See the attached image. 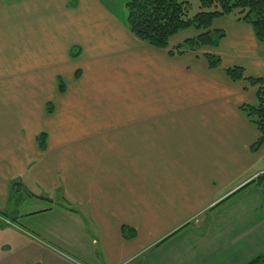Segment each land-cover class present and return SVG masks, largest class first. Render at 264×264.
I'll return each instance as SVG.
<instances>
[{
	"label": "crops",
	"instance_id": "crops-1",
	"mask_svg": "<svg viewBox=\"0 0 264 264\" xmlns=\"http://www.w3.org/2000/svg\"><path fill=\"white\" fill-rule=\"evenodd\" d=\"M43 2L60 11L64 24L81 25L84 19L85 38L74 41L69 53L77 46L91 50L96 57L88 69L98 72L78 80L84 84L80 94L115 102L111 111L104 107L102 118L110 111L116 124L92 125L79 144L66 146L51 145L46 128L31 131L32 139L25 123L0 120V264H244L263 253L264 197L255 195L254 203L242 193L231 198L264 176V170L246 174L264 160V145L252 151L259 132L239 108L256 101V87L230 80L204 57L231 36L216 23L227 17L214 22L213 28L226 32L217 47L170 55L183 41L168 49L152 47L99 0ZM244 26L234 23L237 41L228 54L236 65L258 73L264 68V41L252 25ZM108 59L121 60L112 69L125 71L120 77L125 83L111 92L105 86L119 79L115 74L113 81L102 79L101 63ZM67 87L65 82L59 93ZM17 131L27 136L24 146L13 143ZM42 131L48 135L46 150L37 142ZM18 177L53 192L61 187L56 194L67 197L68 206L29 203L26 212L19 199L12 207ZM44 196L53 202L52 195ZM214 208L213 217L202 218Z\"/></svg>",
	"mask_w": 264,
	"mask_h": 264
},
{
	"label": "rangeland",
	"instance_id": "rangeland-1",
	"mask_svg": "<svg viewBox=\"0 0 264 264\" xmlns=\"http://www.w3.org/2000/svg\"><path fill=\"white\" fill-rule=\"evenodd\" d=\"M53 1L55 2L56 0ZM99 1L102 2L103 6L108 8L115 17L127 21L128 10L126 3L128 0ZM189 1L191 3V15L201 10L200 0ZM79 8H81L82 12H86L85 10H87V6L83 7L79 5ZM93 12L91 19H88V23L92 25L94 17L97 16V12ZM59 13L60 11L55 10L54 6H49L44 2L39 3V0H0V120L8 121L9 125L11 121L12 124L17 127L18 124L25 123L28 131L30 130L27 135H30L32 139L33 135L31 134L35 135L36 132L31 131H38V129L43 127L51 132V145H55L56 143L66 144V146H68L71 141L73 145L76 146L80 143V138L85 135L84 133L87 131L88 127L99 125L100 122L101 124L108 125L116 124V122H114L116 119L110 114V111L115 109L116 103L113 101L104 102L101 101V99L91 101L82 93L80 94V90L83 91L84 89V84H78V80L85 82L83 81L85 80L84 77L90 78L92 73L98 72L88 69L90 65L94 67V57H96V55L93 54L91 50L82 47L78 51L77 49L79 46L73 49L75 52L74 54L72 51L69 53V49L74 41L77 43V41H83L85 38V33H83L84 30H82L84 19L80 20L81 25L74 23L70 24V22L64 24L63 21L65 20L64 18L63 20L60 19L62 15ZM62 13L63 12H61V14ZM89 15L90 14L87 16ZM224 17L227 18L220 19L216 23L218 26L228 30L231 36L221 44L220 48H212V52L215 53L220 51L223 59L222 67H227L236 65L233 63L234 61H231L232 59H230L231 57H229L228 54L233 47L232 43L237 41L235 35H232V33L237 30L234 28V23L244 24V29H249L248 27L251 26L242 21H238L234 15ZM197 32L195 28L179 32L177 36L171 38L170 47H172L171 45L173 43L182 42L186 38L197 34ZM123 55L126 56V52H124ZM116 63H121V60H117ZM116 63H111V59L101 63L102 79L113 81L114 74L115 77L119 79L118 81L109 83L110 86H105L108 92H111L109 90L111 87H113V89L119 87L120 85L118 83H120L121 86L125 83L120 82V80H122L120 77H124L123 74L125 71L115 70V72L114 69H112L115 67ZM218 69L224 71L221 67ZM250 70L251 71H246L247 75L248 72H251L250 74L253 75L260 73L254 76L264 77V68L258 73L254 71V69L250 68ZM57 75H61L64 80H66L65 82L68 83V91L64 94L58 91L59 85L56 79ZM74 77L79 79L74 80ZM137 77L138 75L136 76L135 74L136 79ZM47 101H51L52 105L55 104L54 112L52 111V113H49L46 111ZM106 106L107 108L109 106L110 111L109 114H106L108 115L107 117L102 118V116L105 115H103V113L105 112L104 107ZM50 114L52 116H50ZM102 120L107 122H103ZM66 124L68 126H66ZM128 125L132 126L133 124ZM18 132L19 131L15 134L13 132V143L17 147H21L22 143L23 146L25 145L27 136L21 134V132L19 134ZM23 132L26 133V131ZM54 140H57V142ZM74 141L76 142L74 143ZM65 148L68 151L69 148ZM79 150L80 149H77L76 151ZM50 154H52V152ZM50 154L48 157L52 156ZM57 156L58 155L55 157L57 158ZM70 159L69 157V160ZM80 160L81 158L78 157L77 162H80ZM259 170H264V160L253 166L246 174H253L259 172ZM22 174H24L22 175L24 179L30 178L26 175L29 174V172H24ZM244 176L243 173L238 175V181ZM14 184L23 185V188L20 191L18 190L15 198L17 201L20 199L25 202L24 210L26 212L30 211L32 208V206L28 205L25 209L26 205L29 203L68 206L67 197L58 195L62 193L61 187L56 189V192H59L56 194L55 190L54 192L51 189L49 190L44 184L39 185L31 179L22 181L21 177H18ZM241 193L243 197H247L249 203H254V200H256L255 195L259 198V194L261 193L264 197V176L260 179H255L253 183H250L231 198ZM40 194H43V196H39ZM44 195H52L53 202L47 203V201H51V199H47ZM59 197L61 201H59ZM11 200L13 207L16 202L14 199ZM214 210L215 208L203 214L202 218L213 217L212 212ZM262 213H264V210ZM27 214L28 213H26V215ZM24 218H27V216ZM23 222H25V219ZM37 226L38 225H36V227ZM260 254H264V252L258 255Z\"/></svg>",
	"mask_w": 264,
	"mask_h": 264
},
{
	"label": "trees",
	"instance_id": "trees-1",
	"mask_svg": "<svg viewBox=\"0 0 264 264\" xmlns=\"http://www.w3.org/2000/svg\"><path fill=\"white\" fill-rule=\"evenodd\" d=\"M126 6L128 10L126 24L129 30L136 38L152 47L168 49L171 38L180 31L189 28L200 31L197 36L187 38L175 48L169 49L170 55H182L187 51L217 47L225 38L226 32L223 29L213 28L214 22L220 17L230 15H234L238 21L252 25L257 39L264 41V0H200L201 10L194 15H191L189 0H128ZM204 57L210 68L222 67L223 59L220 55L205 52ZM223 70L230 80L246 81L256 87V101L242 103L239 106L240 111L259 132L258 139L251 146L252 151L256 152L264 145V77L247 75L241 65L227 66ZM57 81L59 90L64 92V79L59 76ZM46 111L52 113L51 102L46 103ZM47 141L48 135L45 131L37 135L40 149L46 150ZM13 199L17 202L15 196ZM124 231L127 234L129 230L126 228ZM133 235L134 233L130 236ZM263 263L264 254H260L244 264Z\"/></svg>",
	"mask_w": 264,
	"mask_h": 264
}]
</instances>
